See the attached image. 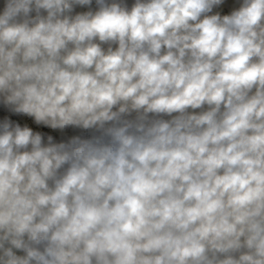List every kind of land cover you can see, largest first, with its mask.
<instances>
[{
    "label": "clouds",
    "instance_id": "obj_1",
    "mask_svg": "<svg viewBox=\"0 0 264 264\" xmlns=\"http://www.w3.org/2000/svg\"><path fill=\"white\" fill-rule=\"evenodd\" d=\"M229 3L0 0V264H264V0Z\"/></svg>",
    "mask_w": 264,
    "mask_h": 264
},
{
    "label": "rangeland",
    "instance_id": "obj_2",
    "mask_svg": "<svg viewBox=\"0 0 264 264\" xmlns=\"http://www.w3.org/2000/svg\"><path fill=\"white\" fill-rule=\"evenodd\" d=\"M129 2H131V0H129ZM78 10H81V9H78ZM225 11H227V9H225ZM30 123V121H29ZM47 131V130H46ZM53 135H59L58 133H52Z\"/></svg>",
    "mask_w": 264,
    "mask_h": 264
},
{
    "label": "crops",
    "instance_id": "obj_3",
    "mask_svg": "<svg viewBox=\"0 0 264 264\" xmlns=\"http://www.w3.org/2000/svg\"><path fill=\"white\" fill-rule=\"evenodd\" d=\"M231 6V0H230V3H229V7ZM225 9H227L228 10V8H225Z\"/></svg>",
    "mask_w": 264,
    "mask_h": 264
}]
</instances>
